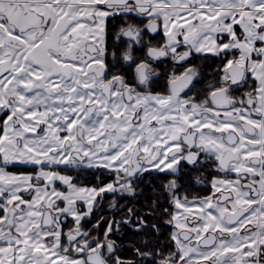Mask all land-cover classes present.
<instances>
[{
    "label": "snow or ice",
    "instance_id": "6c2138e0",
    "mask_svg": "<svg viewBox=\"0 0 264 264\" xmlns=\"http://www.w3.org/2000/svg\"><path fill=\"white\" fill-rule=\"evenodd\" d=\"M0 264H264V0H0Z\"/></svg>",
    "mask_w": 264,
    "mask_h": 264
},
{
    "label": "flooded vegetation",
    "instance_id": "af4514ba",
    "mask_svg": "<svg viewBox=\"0 0 264 264\" xmlns=\"http://www.w3.org/2000/svg\"><path fill=\"white\" fill-rule=\"evenodd\" d=\"M132 23L135 24H141L139 20H133ZM146 23V22H145ZM142 26V25H141ZM119 27V24L117 25V29ZM117 29H112V36H115V33ZM114 40L110 39V43H114ZM163 42V36L155 35V34H145L144 36V43L142 45L136 46L135 51L133 53L134 57L139 61L140 59H144L145 53L147 50V47L149 44L151 46H158ZM126 48V43L124 41L120 42V51H123ZM193 63L195 64H202L203 68L202 71L204 73L203 75V83L209 82L214 75V69L217 67L218 61H213L209 59L208 61H201L198 57L193 58ZM153 67L156 68L157 71H159L162 76L161 80L158 82V87L164 83V77L163 74L172 71L173 65L170 60L165 59L163 62H158L153 64ZM183 69H177V71H182ZM127 75L131 76V69L128 70ZM200 87V86H198ZM31 168H18L13 169L12 171H31ZM213 175H217V173L214 172V170L211 167H199L197 169L188 170L187 166H185V170L181 174L180 178V185H181V195L187 194L189 199H191L193 196H204L207 195L210 191L209 188V181ZM200 180L202 183H197L196 181ZM88 181H86L87 183ZM166 182V178L164 176L156 177L153 180V183L155 185H159L161 183ZM140 187L144 190L143 196H138L136 200H132L131 198H126L124 200H121V204H126L128 206H132L133 204H137L138 202L143 203L145 202L146 198L151 195V189L146 187V185L141 184ZM110 199V198H109ZM165 206L167 204L165 203ZM108 214V207H107V200L105 201L104 208L101 212L97 213V215H106ZM94 222V221H93ZM165 236L168 232L171 231V228H165L163 229ZM117 239V242H123L127 243L132 237L131 234H127L124 236L123 240H120L119 237H114ZM161 240H164V237H161Z\"/></svg>",
    "mask_w": 264,
    "mask_h": 264
}]
</instances>
